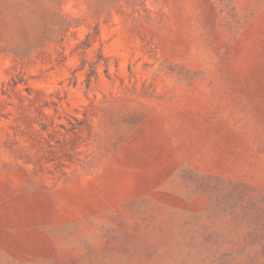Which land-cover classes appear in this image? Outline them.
I'll return each instance as SVG.
<instances>
[{
	"label": "rangeland",
	"instance_id": "obj_1",
	"mask_svg": "<svg viewBox=\"0 0 264 264\" xmlns=\"http://www.w3.org/2000/svg\"><path fill=\"white\" fill-rule=\"evenodd\" d=\"M0 264H264V0H0Z\"/></svg>",
	"mask_w": 264,
	"mask_h": 264
}]
</instances>
